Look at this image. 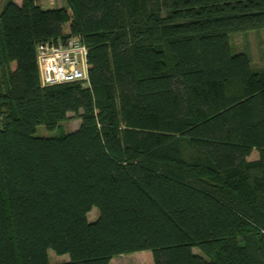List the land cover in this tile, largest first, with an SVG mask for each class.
Wrapping results in <instances>:
<instances>
[{
    "label": "trees",
    "instance_id": "16d2710c",
    "mask_svg": "<svg viewBox=\"0 0 264 264\" xmlns=\"http://www.w3.org/2000/svg\"><path fill=\"white\" fill-rule=\"evenodd\" d=\"M66 2L0 13V264H264V68L230 43L264 0ZM73 36L88 81L44 86L37 46Z\"/></svg>",
    "mask_w": 264,
    "mask_h": 264
},
{
    "label": "rangeland",
    "instance_id": "374dc122",
    "mask_svg": "<svg viewBox=\"0 0 264 264\" xmlns=\"http://www.w3.org/2000/svg\"><path fill=\"white\" fill-rule=\"evenodd\" d=\"M8 0H0V13ZM21 3L22 0H14ZM44 8L66 6V0H37ZM232 52H246L249 54L252 64L257 69L264 68V27L252 28L245 31H236L230 34ZM3 68H0V84H3ZM70 118L61 121L54 130H49L45 124L36 127L37 136H58L63 133L75 131L81 124V119L73 112ZM99 216V210L94 208L89 212L88 218L95 221ZM195 252L201 253L198 248ZM49 264H63L70 259L69 254L59 255L54 250H49ZM110 264H154L151 250H142L133 253L116 255Z\"/></svg>",
    "mask_w": 264,
    "mask_h": 264
},
{
    "label": "built area",
    "instance_id": "2783aa9c",
    "mask_svg": "<svg viewBox=\"0 0 264 264\" xmlns=\"http://www.w3.org/2000/svg\"><path fill=\"white\" fill-rule=\"evenodd\" d=\"M37 62L44 86L89 79L88 48L79 36L40 43Z\"/></svg>",
    "mask_w": 264,
    "mask_h": 264
}]
</instances>
